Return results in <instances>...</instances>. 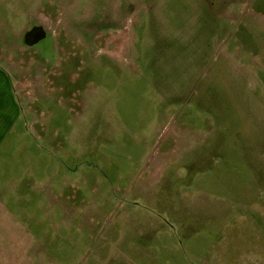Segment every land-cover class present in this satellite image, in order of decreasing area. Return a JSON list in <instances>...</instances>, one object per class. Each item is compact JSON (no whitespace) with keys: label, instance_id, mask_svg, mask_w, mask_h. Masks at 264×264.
<instances>
[{"label":"rangeland","instance_id":"1","mask_svg":"<svg viewBox=\"0 0 264 264\" xmlns=\"http://www.w3.org/2000/svg\"><path fill=\"white\" fill-rule=\"evenodd\" d=\"M0 96L67 258L264 264V0H0Z\"/></svg>","mask_w":264,"mask_h":264},{"label":"crops","instance_id":"2","mask_svg":"<svg viewBox=\"0 0 264 264\" xmlns=\"http://www.w3.org/2000/svg\"><path fill=\"white\" fill-rule=\"evenodd\" d=\"M1 98L3 100L0 101L9 102L10 97ZM6 114L0 111L2 149L10 146L9 142L5 141V124L9 123ZM10 161L6 158L0 159V165L3 166L0 168V179L4 182L0 187V264H37L35 256L44 253L49 256L43 260V264H78L79 261H84L88 254L78 255L74 259L67 258L68 251L73 249L71 244H57L53 238L49 241L48 238L37 235L36 229L41 228L40 215H32L34 210L31 208L35 209L40 205L38 195L41 193L37 189L40 187L34 186L33 174L25 178H22V175L20 179L5 176V165L10 164Z\"/></svg>","mask_w":264,"mask_h":264}]
</instances>
